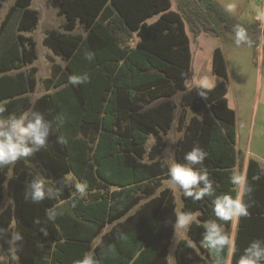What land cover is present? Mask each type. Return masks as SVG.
Returning a JSON list of instances; mask_svg holds the SVG:
<instances>
[{
  "label": "trees",
  "instance_id": "16d2710c",
  "mask_svg": "<svg viewBox=\"0 0 264 264\" xmlns=\"http://www.w3.org/2000/svg\"><path fill=\"white\" fill-rule=\"evenodd\" d=\"M7 1L0 0V14ZM32 1L14 0L0 21V119L38 111L52 124V134L35 156L0 168V230L24 237L23 247L13 252L8 237L0 241V264H76L99 236L97 264H169L177 202L174 190L163 183L169 179V164L161 159L166 146L161 135L178 120L183 136L175 148L176 162L187 163L185 154L200 147L206 158L195 167L207 172L216 195H235L229 177L239 159L236 111L225 86L216 84L208 100L185 88L193 61L187 28L198 36L218 34L221 27L233 32V25H240L252 33L256 46L258 35L215 0H176V9L172 0H57L59 14L67 18L65 29L72 31L80 23L86 34L46 33L43 44L66 63L53 64L43 80L45 92L32 103L38 52L26 33L40 20ZM87 52L94 54L93 61L86 59ZM212 63L214 74L228 77L220 48ZM72 75H87L90 82L74 86ZM150 135L156 141L148 150ZM57 137L65 142L57 143ZM67 174L87 184L86 197L69 186L63 195L39 204L25 199L32 179H42L55 192ZM246 179L253 189L243 197L250 216L239 219L232 250L226 248L219 257L201 245L203 225L233 226L217 220L211 198L194 202L182 194L181 210L195 214L197 221L188 238L177 242L176 264H228L229 259L238 264L252 241L264 243V166L253 157ZM6 181L11 203L3 206ZM52 207L63 213L54 222L46 217ZM36 219L41 223L35 224Z\"/></svg>",
  "mask_w": 264,
  "mask_h": 264
},
{
  "label": "clouds",
  "instance_id": "9594fccd",
  "mask_svg": "<svg viewBox=\"0 0 264 264\" xmlns=\"http://www.w3.org/2000/svg\"><path fill=\"white\" fill-rule=\"evenodd\" d=\"M224 11L233 14L236 8L232 4L224 7ZM256 20L261 26L260 39L264 41V9L257 8ZM234 37L233 42L237 47L251 46L253 41L248 36L245 28L240 25H233ZM85 57L89 61L94 60V54L85 53ZM90 82L87 75L69 77V83L74 86L82 85ZM184 84L187 90H196L197 94L203 99H209V93L213 91L214 85L207 76H198L194 70V74L189 79L184 77ZM4 109H0L2 114ZM60 126L65 123V118L59 120ZM52 134V124L45 120V117L38 111H30L22 115H9L6 119H0V168H8L14 166L20 160H27L35 156L49 141ZM57 143H64L62 137H57ZM171 144L176 141L170 140ZM170 150V149H169ZM168 151V150H166ZM206 153L198 146H194L184 156L187 163L173 162L168 166L167 176L169 184L174 189L179 188L184 197L192 199L194 202L202 201L205 197L211 198L213 212L217 220L225 224L231 223L235 228L240 218H248L250 216L249 206L244 202L245 194L251 193L253 189L247 185L246 176L233 169L229 177L233 185V192L216 195L212 181L206 171L197 169L196 165H203ZM11 180L12 177L8 176ZM72 187L75 192L84 198L88 195L87 184L80 183L74 179L71 174L65 175L59 182L55 192L51 188L46 187L42 179L34 178L26 186L25 199L32 203H42L46 199L52 198L54 195L59 197L63 195L65 187ZM72 207H76V201H72ZM63 215L55 207L49 208L46 212L47 221H55L56 218ZM176 219L173 224L174 239L178 242L182 235H185L190 229L193 222L197 221V216L191 212L177 211ZM35 224L41 221L36 219ZM203 238L201 245L207 247L217 257L227 248L234 246V234L229 235L225 232L221 224L216 221H208L204 225ZM40 233L48 236L46 229L41 228ZM8 237L9 252L18 251L24 245V237L19 232L10 230H0V241ZM76 264H97L94 258L93 250H89L82 260L76 261ZM238 264H264V243L260 240L252 241L247 246L243 254L239 257Z\"/></svg>",
  "mask_w": 264,
  "mask_h": 264
},
{
  "label": "rangeland",
  "instance_id": "374dc122",
  "mask_svg": "<svg viewBox=\"0 0 264 264\" xmlns=\"http://www.w3.org/2000/svg\"><path fill=\"white\" fill-rule=\"evenodd\" d=\"M14 0H8L4 9L0 14V21L4 17L8 6L12 5ZM223 9L226 5L232 4L236 11L229 14L232 18L238 20L242 24L248 25L251 30H255V34L259 37V46L252 43L251 46L237 47L233 42V32L227 31L222 27L219 28L218 34H201L194 36L189 27L187 28L189 37L192 41L193 62L189 71V79L194 74V70L198 76H207L215 85L221 83L226 88V96L229 104L236 110V125H237V143L238 165L237 170L246 173L248 158L253 157L261 162L264 166V41L260 39L261 26L256 20L257 8L264 9V0H215ZM173 8L176 9V0H172ZM31 8L39 11L40 21L38 26L30 33L36 41L38 58L33 63L38 68L37 79L38 84L36 90L32 93V103L45 92L43 80L49 77L52 72L54 63L65 66L66 61L62 56L56 55L53 51L43 44V39L46 33L50 30H58L72 34H86L84 26L78 23L77 27L72 31L65 29L67 18L65 15L59 14V5L57 0H33ZM252 40V33L247 32ZM136 40V37H133ZM219 47L224 55L228 77L214 76L212 72L211 54ZM179 97H177V100ZM31 110H29L30 112ZM183 135L179 129L178 120L173 123L171 130L167 134H162L166 142V146L161 154V159L165 160L169 165L175 160V145L177 140ZM170 140L176 141L171 144ZM155 138L151 136L147 142L149 150L154 144ZM170 149V150H169ZM168 150V151H166ZM8 174V176H10ZM164 186H170L169 179L163 181ZM177 211H182L183 192L177 187L173 188ZM11 203V198L8 193L7 181L4 188L3 206ZM110 226V225H109ZM236 227L224 230L232 235L236 232ZM108 228V227H107ZM180 238H188V231ZM177 241L173 239L169 249V264H176L175 248ZM230 264V259L229 263Z\"/></svg>",
  "mask_w": 264,
  "mask_h": 264
},
{
  "label": "crops",
  "instance_id": "0c3cea01",
  "mask_svg": "<svg viewBox=\"0 0 264 264\" xmlns=\"http://www.w3.org/2000/svg\"><path fill=\"white\" fill-rule=\"evenodd\" d=\"M5 15V14H4ZM157 17H154V18H152V19H150L149 21L150 22H152V21H154L155 19H156ZM40 21V20H39ZM188 32V31H187ZM30 33L31 32H28V33H26L27 35H30ZM205 33H207V32H205ZM205 33H201V36L200 37H202V34H205ZM207 34H210V33H207ZM216 35V34H215ZM138 40V38L136 37V41ZM190 40H191V38H190ZM36 47H37V44H36ZM191 48H192V41H191ZM216 48H219V47H217V46H215V49ZM214 49V50H215ZM214 50H213V53L211 54V61H213V54H214ZM191 51H192V49H191ZM193 54V53H192ZM194 58V57H193ZM193 62V61H192ZM213 64V63H212ZM212 72H213V69H212ZM214 76L216 77V78H218V77H220L219 75H216V74H214ZM216 84H218L217 82H215V85ZM214 85V86H215ZM32 95V94H31ZM32 99V98H31ZM228 103H229V100H228ZM229 106H230V104H229ZM231 107V106H230ZM231 108H233V107H231ZM234 109V108H233ZM235 110V109H234ZM236 111V110H235ZM179 126V125H178ZM236 127H237V125H236ZM171 130V129H170ZM169 130V131H170ZM181 130V129H180ZM168 131V132H169ZM182 132H183V130H181ZM167 132V133H168ZM166 133V134H167ZM151 136H153V135H150L149 136V138L147 139V142H148V140L150 139V137ZM183 136V135H182ZM181 136V137H182ZM161 137H162V135H161ZM180 137V138H181ZM154 138H155V141H156V137L154 136ZM163 138V137H162ZM179 140V139H178ZM178 140H177V142H178ZM147 142H146V147H147ZM155 143V142H154ZM153 145V144H152ZM176 145H177V143H176ZM176 145H175V148H176ZM152 147V146H151ZM249 159V158H248ZM247 163H248V161H247ZM246 169H247V167H246ZM11 173V175L10 176H12V171H9V173H7V179H8V174H10ZM245 176H246V173H245ZM167 187H169V186H167ZM173 189V188H172ZM175 194V193H174ZM108 228H109V225L107 226ZM105 228V230H107L108 228ZM100 240H101V236H99V237H97L96 239H94V241L92 242V249L91 250H93V255L95 254V247L97 246V244L100 242ZM233 248V247H232ZM232 248H231V250H232ZM169 257V256H168ZM168 261H169V258H168Z\"/></svg>",
  "mask_w": 264,
  "mask_h": 264
}]
</instances>
